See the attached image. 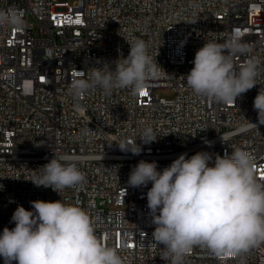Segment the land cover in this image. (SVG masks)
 <instances>
[{
	"label": "built area",
	"instance_id": "2783aa9c",
	"mask_svg": "<svg viewBox=\"0 0 264 264\" xmlns=\"http://www.w3.org/2000/svg\"><path fill=\"white\" fill-rule=\"evenodd\" d=\"M8 8L20 10L24 23L0 25V234L15 227L17 206L32 211L31 201L62 200L86 211L98 239L117 249L123 264H170L152 237L151 182L127 183L141 160L162 171L183 153L205 151L214 161L239 148L252 155L264 185V125H249L258 123L253 103L264 91V0H0V10ZM234 32L248 49L234 66L258 60L257 85L235 105L197 96L185 79L195 53ZM136 39L161 67L144 91L69 93L80 72L87 78L105 63L114 70ZM160 90L173 97H159ZM148 127L156 139L145 143ZM134 142L139 155L119 148ZM54 155L76 158L85 181L60 194L35 186L30 180ZM183 264H264V242L226 260L194 246Z\"/></svg>",
	"mask_w": 264,
	"mask_h": 264
},
{
	"label": "clouds",
	"instance_id": "9594fccd",
	"mask_svg": "<svg viewBox=\"0 0 264 264\" xmlns=\"http://www.w3.org/2000/svg\"><path fill=\"white\" fill-rule=\"evenodd\" d=\"M22 17L15 8L0 10V25L21 28ZM129 45L128 56L118 59L114 70L105 63L87 78L80 72V78L71 81L69 93L80 98L97 87L105 93L124 88L144 91L161 67L149 55L144 40ZM247 51L238 32L224 43L206 42L195 53L194 67L185 78L187 86L197 96L235 105L241 94L257 85L258 60L249 58L238 69L234 66V57ZM253 107L258 123L249 125L258 128L264 125V91L258 92ZM155 139L152 129L146 128L142 140ZM129 143H121L120 150L139 155L141 148L135 142L129 147ZM187 155L180 154L162 171L155 161L141 160L127 181L133 188L152 184L146 194L155 225L152 237L164 246L165 259L183 264L192 248L200 246L226 260L264 242V185L256 179L252 155L239 148L217 154L214 161L205 151ZM42 169L43 175L30 181L59 194L85 181L72 156L54 155ZM30 203L32 211L17 206L11 217L15 227H5L0 234L4 264H123L117 249L98 239L92 218L81 207L62 200Z\"/></svg>",
	"mask_w": 264,
	"mask_h": 264
},
{
	"label": "rangeland",
	"instance_id": "374dc122",
	"mask_svg": "<svg viewBox=\"0 0 264 264\" xmlns=\"http://www.w3.org/2000/svg\"><path fill=\"white\" fill-rule=\"evenodd\" d=\"M62 2H70L73 3L75 0H61ZM159 97H163V98H172L173 94L167 90H160L158 92Z\"/></svg>",
	"mask_w": 264,
	"mask_h": 264
},
{
	"label": "snow or ice",
	"instance_id": "6c2138e0",
	"mask_svg": "<svg viewBox=\"0 0 264 264\" xmlns=\"http://www.w3.org/2000/svg\"><path fill=\"white\" fill-rule=\"evenodd\" d=\"M142 95H145L146 93H141Z\"/></svg>",
	"mask_w": 264,
	"mask_h": 264
}]
</instances>
